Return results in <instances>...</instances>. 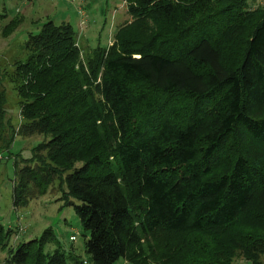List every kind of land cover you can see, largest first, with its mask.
Returning a JSON list of instances; mask_svg holds the SVG:
<instances>
[{"label": "trees", "instance_id": "trees-1", "mask_svg": "<svg viewBox=\"0 0 264 264\" xmlns=\"http://www.w3.org/2000/svg\"><path fill=\"white\" fill-rule=\"evenodd\" d=\"M119 1L129 20L106 47L81 63L70 25L47 21L9 80L16 133L48 138L16 171L11 205L64 186L86 261L44 253L49 230L4 261L264 264V5ZM4 103L0 86V150L15 136ZM11 234L0 224V249Z\"/></svg>", "mask_w": 264, "mask_h": 264}, {"label": "rangeland", "instance_id": "rangeland-1", "mask_svg": "<svg viewBox=\"0 0 264 264\" xmlns=\"http://www.w3.org/2000/svg\"><path fill=\"white\" fill-rule=\"evenodd\" d=\"M250 1V0H249ZM264 0H251L250 7L262 6ZM129 20L123 2L119 0H0V86L4 91V120L13 129L15 136L7 150H0V224L12 234L5 249H0V264H8L9 251L17 244L37 239L49 230L56 240L47 244L44 253H50L57 245L64 255L75 261H86L83 251L87 234L82 230L71 206L60 199L62 191L57 182L49 186L43 195L30 199L26 206L13 208L11 191L16 171L31 158V150L41 141L42 135L21 137L16 133L21 122L18 98L9 81L12 64L23 61V44L29 34L38 32L41 24L51 21L54 25L67 23L76 35L80 49V61L95 47H106L112 41L114 30ZM11 30L2 35L6 27ZM76 164L75 166H78ZM74 202V201H73ZM73 237V240H71ZM66 264H69L66 259ZM115 264H128L119 259ZM233 264H249L235 258Z\"/></svg>", "mask_w": 264, "mask_h": 264}, {"label": "built area", "instance_id": "built-area-1", "mask_svg": "<svg viewBox=\"0 0 264 264\" xmlns=\"http://www.w3.org/2000/svg\"><path fill=\"white\" fill-rule=\"evenodd\" d=\"M71 240H73V237H71Z\"/></svg>", "mask_w": 264, "mask_h": 264}]
</instances>
